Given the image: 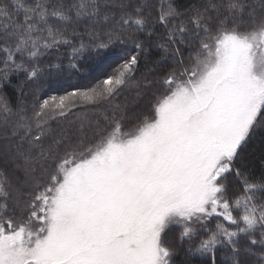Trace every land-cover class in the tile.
<instances>
[{
	"label": "snow or ice",
	"instance_id": "obj_1",
	"mask_svg": "<svg viewBox=\"0 0 264 264\" xmlns=\"http://www.w3.org/2000/svg\"><path fill=\"white\" fill-rule=\"evenodd\" d=\"M62 46L70 71L86 50L115 66L41 98ZM14 74L38 87L30 112L0 94V264H264V161L245 154L264 143V0H0V89Z\"/></svg>",
	"mask_w": 264,
	"mask_h": 264
},
{
	"label": "trees",
	"instance_id": "obj_2",
	"mask_svg": "<svg viewBox=\"0 0 264 264\" xmlns=\"http://www.w3.org/2000/svg\"><path fill=\"white\" fill-rule=\"evenodd\" d=\"M31 2V0H29ZM55 2V0H53ZM65 2H69V0H65ZM186 0H176L177 4H184ZM86 21H82L79 25H76L77 30L81 33H84L86 28ZM73 25H69V29H71ZM158 32L162 31L161 29H157ZM71 39L75 40L76 43H79V40L81 37H70ZM85 40L87 37H83ZM71 49L62 46L59 51L53 49L50 50L49 53L42 58V63H61L64 67V71L62 76L59 78L49 79L44 87L42 88L40 92L41 98L46 97V95L55 90L58 94H64L65 90L71 91L73 90V86H80V85H88L89 87L93 86L98 79L103 78V73L105 72H111V66H115V58L111 55H108L107 57L103 58L102 60H93V54L90 50H86L82 56L77 59L75 62L77 63L79 67V71L69 70L67 68L68 61H69V54ZM152 55L150 56V59H156L160 55V50L156 48L150 49ZM189 54L188 50L185 49L184 55L187 57ZM57 57H60L59 60H57ZM151 66V65H150ZM171 66V62H164L163 68H158L157 71H163L166 70L167 67ZM144 69V61H141V69L140 71L143 72ZM139 73H137V76ZM23 79V75H12L10 77L11 85H5L2 89H0V94L4 95L6 99L8 100L9 106L13 109V111H16L18 108V104L21 99L24 100V102L29 106V112L31 111V104L33 103V97H34V89L38 87L36 84H29L25 86V92H27L26 97H21L20 93L17 92L12 85H15L19 83ZM127 97V100L129 103H131L135 96L134 92H130L128 90H125L121 93V95L117 98L118 102H124L125 98ZM148 97L145 96L141 98L140 100L136 101L135 107L143 110L147 107ZM5 129L0 126V150H3L4 147H6L4 143L5 139ZM245 154L247 155L248 159L251 160L254 171L256 175L258 176L261 171V161H264V143L261 142V140L258 138L254 140L252 143L249 144L247 149H245ZM0 169H4L9 176V179L13 181V183L16 182V176L12 174L11 166L5 165L3 163V159L0 158ZM214 226V221L209 225V227ZM261 249L257 248V251H260ZM228 256V250L220 247L218 248L216 252V264H228L227 261ZM191 260V264H208V261L205 258L200 257L199 255H196L194 257H188L184 251V249H181L179 254L173 258L174 264H186L188 260ZM253 260L256 259V257H252Z\"/></svg>",
	"mask_w": 264,
	"mask_h": 264
}]
</instances>
